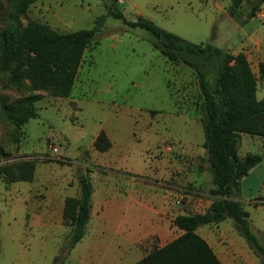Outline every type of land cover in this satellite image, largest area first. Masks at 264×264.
Instances as JSON below:
<instances>
[{"label": "rangeland", "instance_id": "rangeland-1", "mask_svg": "<svg viewBox=\"0 0 264 264\" xmlns=\"http://www.w3.org/2000/svg\"><path fill=\"white\" fill-rule=\"evenodd\" d=\"M251 2L242 0L234 17L228 14L231 0H35L28 6L20 17L23 25L35 20L60 33L91 28L98 16H104V21L84 51L67 96L41 91L35 102L38 116L19 128L0 115L4 150L0 164L35 161L31 181L7 183L0 177V264H72L69 250H61L69 226L58 208L64 197L78 195V176L85 167H103L106 159L88 156L92 137L100 128L128 150L130 166L146 172L166 173L173 167L176 174L186 172L190 180L186 190L172 192L168 198L174 203L186 193L179 202L183 207L193 194L202 200L189 211L206 210L215 196L202 147L196 76L188 66L162 55L148 31L106 15L107 6L117 7L129 21L148 18L196 44L211 42L233 53L243 51L257 77L258 64L264 60V4L247 19ZM8 11L9 0H0V30ZM25 94L23 88L8 87L0 75V95L13 100ZM256 95L264 96L260 82ZM248 153L261 159L240 179L237 198L264 247V137L240 133L238 155ZM91 179L102 184V177L93 174ZM110 183L123 185L115 177ZM157 186L155 193L168 199ZM196 233L206 239L222 264H264L263 256L253 252L229 218L201 225Z\"/></svg>", "mask_w": 264, "mask_h": 264}, {"label": "trees", "instance_id": "trees-1", "mask_svg": "<svg viewBox=\"0 0 264 264\" xmlns=\"http://www.w3.org/2000/svg\"><path fill=\"white\" fill-rule=\"evenodd\" d=\"M34 1L9 0L7 23L0 30V75L8 87L26 91L13 100L0 95L1 117L17 128L38 116L35 102L41 91L58 96L70 93L84 51L104 21V16H98L91 28L64 33L35 20L23 25L20 17ZM262 4L264 0H252L246 18L255 16ZM241 5L242 0H231L229 16L234 17ZM106 15L145 29L162 55L194 72L201 98L202 147L206 151L211 193L215 196L204 212L177 214L172 223L181 233L163 246L153 247L132 264H222L196 229L226 218L232 220L253 252L263 256L264 263V247L250 229L248 212L237 200L240 179L261 159L259 154L251 153L240 157L238 147L240 133L264 137V96L256 95L258 82L264 85V60L258 64L256 77L243 51L233 53L211 42H190L142 16L129 21L114 5L107 6ZM17 139L18 134H14L13 140ZM110 145L106 133L100 130L94 138V148L103 152ZM3 155L0 146V157ZM34 169L33 159H21L0 164V177L7 183L31 181ZM89 172L90 168L85 167L78 176V195L63 200L62 219L69 231L62 251L73 248L86 233L93 191ZM57 259L58 255L53 257V261Z\"/></svg>", "mask_w": 264, "mask_h": 264}, {"label": "crops", "instance_id": "crops-1", "mask_svg": "<svg viewBox=\"0 0 264 264\" xmlns=\"http://www.w3.org/2000/svg\"><path fill=\"white\" fill-rule=\"evenodd\" d=\"M133 119L135 123L136 120ZM100 130L106 133L111 142L110 147L103 152L93 146L94 138ZM131 135L133 137V132ZM91 144L88 156L91 159L92 156L106 159L103 167L92 166L89 172L90 179L93 174L97 178L102 177V184H93L91 179L93 191L86 233L69 250V259L72 264H132L153 247L163 246L175 238L176 236L172 237L173 233L179 235L181 230L172 223L174 217L177 214L195 213L189 209L200 205L199 200L202 199L197 200V196L191 194L185 199L186 202L183 201L185 207L176 203V198L172 203L168 198L171 197L170 194L186 190L184 186L190 183L187 173L180 171L176 174L175 167L161 173L154 170L140 171L130 166L128 150L122 148L123 145H119L116 138L103 128L92 137ZM112 177L121 180L123 185L110 186ZM157 185L167 194L168 199L163 193H155ZM237 200L241 203V200ZM62 207L63 202L58 208L61 213Z\"/></svg>", "mask_w": 264, "mask_h": 264}, {"label": "built area", "instance_id": "built-area-1", "mask_svg": "<svg viewBox=\"0 0 264 264\" xmlns=\"http://www.w3.org/2000/svg\"><path fill=\"white\" fill-rule=\"evenodd\" d=\"M119 1H121V0H119ZM52 151L56 153V152L58 151V149H57L56 147H53V148H52ZM181 199H182V197H179V198H177V199L175 200V202H176V203H179Z\"/></svg>", "mask_w": 264, "mask_h": 264}]
</instances>
